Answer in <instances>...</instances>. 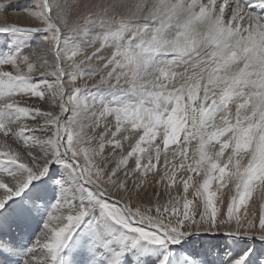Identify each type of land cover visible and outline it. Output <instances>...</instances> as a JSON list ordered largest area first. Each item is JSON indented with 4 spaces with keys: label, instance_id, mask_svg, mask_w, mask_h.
<instances>
[{
    "label": "snow or ice",
    "instance_id": "snow-or-ice-1",
    "mask_svg": "<svg viewBox=\"0 0 264 264\" xmlns=\"http://www.w3.org/2000/svg\"><path fill=\"white\" fill-rule=\"evenodd\" d=\"M0 21V264H264V0Z\"/></svg>",
    "mask_w": 264,
    "mask_h": 264
},
{
    "label": "rangeland",
    "instance_id": "rangeland-1",
    "mask_svg": "<svg viewBox=\"0 0 264 264\" xmlns=\"http://www.w3.org/2000/svg\"><path fill=\"white\" fill-rule=\"evenodd\" d=\"M23 2L27 3L28 0H23ZM5 16H7V22L9 23H17L20 25H27L29 23H31L28 19H26L23 15H17L15 13H13L11 10L7 11L5 13ZM2 22V21H0Z\"/></svg>",
    "mask_w": 264,
    "mask_h": 264
}]
</instances>
